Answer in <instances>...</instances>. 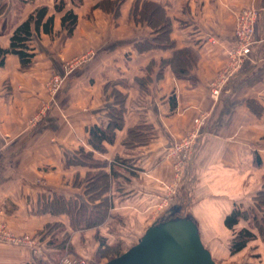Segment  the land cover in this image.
<instances>
[{
  "label": "crops",
  "instance_id": "crops-1",
  "mask_svg": "<svg viewBox=\"0 0 264 264\" xmlns=\"http://www.w3.org/2000/svg\"><path fill=\"white\" fill-rule=\"evenodd\" d=\"M103 1L64 0V10L58 11L57 0H0V50L10 48L16 27L37 8L47 6L55 19L52 32L33 28L30 67L22 68L14 53L0 55V221L17 235L38 238L60 222L71 233L75 252L85 256L84 248L94 244L91 233L86 245L81 230L70 227L68 214L50 212L55 199L90 203L86 183H75L99 168L67 162L83 149L97 161L111 163L120 156L136 167V175L121 169L123 181L113 182L112 212L140 223L142 233L112 230L114 218L101 230L109 245L140 239L158 220L151 212L163 194L159 181L175 175L168 149L206 111L210 118L164 216H191L217 264H264V227L254 225L252 217L234 229L225 222L239 205L255 209L262 224L257 197L264 191V0H145L160 4L170 19L173 47L158 46L154 26L135 17L136 0H124L118 11L100 5ZM246 7L260 11L256 44L239 74L213 98L210 83L228 60L227 48L235 45L236 13ZM69 10L78 16L71 35L62 25ZM88 49H96V56L65 79L57 104L40 125H32L33 116L50 107L51 76L64 74L66 60ZM183 49L197 56L179 75L174 55ZM119 94L123 125L113 142L98 150L90 143V129L108 125ZM139 125L149 128L150 141L128 148L129 130ZM103 169L109 172L110 165ZM139 175L142 185L135 179ZM242 228L256 236L232 254L231 241ZM40 241V254L0 242V264H50L56 250L48 238Z\"/></svg>",
  "mask_w": 264,
  "mask_h": 264
},
{
  "label": "trees",
  "instance_id": "trees-1",
  "mask_svg": "<svg viewBox=\"0 0 264 264\" xmlns=\"http://www.w3.org/2000/svg\"><path fill=\"white\" fill-rule=\"evenodd\" d=\"M124 0H105L100 5L107 6L113 5L117 11ZM64 0H57L56 10H64ZM134 15L138 16L141 20H147L149 24L154 26L156 30V40L158 46L173 47L174 42L170 37L171 21L166 16L164 9L160 4L153 1L136 0L134 4ZM116 11V12H117ZM118 13V12H117ZM54 15H49V8L42 6L37 8L29 17L20 23L12 37L9 49H1L0 55L7 53H14L19 56L22 68H28L32 64V48L30 42L33 37V28L40 32H52L54 27ZM78 16L73 11H67L62 17V25L67 30L68 35H71L77 26ZM176 57V72H184L186 66L190 63V59H195L197 56L190 49L178 50L175 52ZM3 62V60H2ZM185 73V72H184ZM120 101L119 107L113 108L109 112V123L107 126H94L90 129V143L98 150L104 151L105 146L103 142H113L115 137V130L121 128L124 121V97L120 94L117 96ZM145 130V131H144ZM149 128L143 125L136 126L129 130L128 137L125 145L135 147L145 145L150 141L151 133ZM68 164H82L90 167L99 168L98 171L88 172L86 178L81 181V184L86 183V195L90 203H80L78 201L65 202L60 199H55L50 202V212L53 214L66 213L70 218V227L73 231H83L93 227H99L104 224L111 216L114 207L113 195L111 194L113 182L118 177L125 175L120 172L125 169L129 175H136V167L132 165L129 160L123 157H116L111 163L97 161L91 152H86L83 149L77 155L68 158ZM110 165V171H105L107 165ZM258 208L263 212L262 224L258 221V215L255 209L249 211L236 205L233 211L226 217V225L230 229H234L242 218H251L254 225H258L260 229L264 227V191H261L257 197ZM167 219L169 216H164ZM255 234L247 229L242 228L235 232L231 241L230 251L232 254L238 253L243 250L248 243L255 238ZM41 238H48V245L54 248L55 254L50 264H60L62 259L68 254L73 253V246L71 244V233L67 231L65 225L56 222L47 226L46 230L42 231ZM102 246L107 250L119 249V245H108L105 240ZM102 247V248H103ZM120 254V253H119ZM121 255V254H120ZM48 264V263H47Z\"/></svg>",
  "mask_w": 264,
  "mask_h": 264
},
{
  "label": "rangeland",
  "instance_id": "rangeland-1",
  "mask_svg": "<svg viewBox=\"0 0 264 264\" xmlns=\"http://www.w3.org/2000/svg\"><path fill=\"white\" fill-rule=\"evenodd\" d=\"M235 29H236V20H235ZM96 54H97V50L96 49H88L86 52H83L81 54L75 55V56H73V57H71V58L66 60V63L64 64V70H65L64 74L60 75L58 73H54L51 76V78H50V88H51L52 84H54V79H55V77L57 75L60 76V78L62 80H61L60 84L56 85L55 90L52 91L50 89V109L54 105L57 104V98H58V95H59L61 89L63 88L65 79L68 76H70L71 74L75 73L78 69L83 67L85 64L90 62L96 56ZM228 64H229V62L227 60L225 65H223V67H221L219 69L218 74H219V72L225 73L229 69ZM217 81H218V76L216 75L215 78L210 83L211 88L215 84H217ZM211 96H212V90H211ZM213 98H216V97H213ZM39 112H37V113H39ZM36 115L33 116L32 120L35 118ZM46 117H47V114L45 115V117L43 119H41L40 121H37L36 124H34V121H31L30 123H32V125H40ZM209 118H210V113H208L206 111L200 113L197 117H195V119L193 121L192 128L185 135H183L180 138V140H188L189 138H191V137H193L195 135V132L198 133V140H199V138L202 135V133L200 134V129H202V131H203V129L206 127V125L208 123ZM198 119L200 121H198V123H197L196 121ZM199 122L202 123V125H203L202 128H199L202 125L198 127V125L200 124ZM196 142H198V141H196ZM195 147H196V145H195ZM173 167H174V165H173ZM187 167H188V165L185 166V168L183 169L182 173H180V174L177 173V171H176V169L174 167L175 175H174L173 180H171V181H164V180L159 181V185L162 188L163 194L160 197L159 201L154 205V208L152 209V212H151L152 213L151 214V218L152 219H156L157 220V219L163 217L166 214L168 208L171 206V204L173 203L175 197L177 196V194L179 192V188H180V185H181V182L183 180V177H184V174H185V171H186ZM178 175L181 176V177H179ZM116 179L123 181L122 177H118ZM135 179H136V181H137V183L139 185L143 184V181H142V178H141L140 175L138 177H136ZM75 184L76 185H78V184L81 185V182L77 181ZM167 202L169 204L168 207H166V208L163 207L165 205V203H167ZM111 218H114L116 220V222H117L116 225H114L115 228H112V230L113 229H117L119 227L118 229H125V230H132L133 229V230H135L137 232L138 235H140V233H142V229H137L138 228V224H140V223H135V222H132V221L131 222L130 221H125L126 217L123 214H120V213L114 214V212H112V216L104 224L100 225L99 227L89 228L86 231L83 230V231L80 232L81 240H82V242H84V244H86V245H87V243L91 244V241L89 240L90 236H89V234H87L88 232L91 233V237H90L91 240H94L93 246L91 244L90 247H88L89 245H87V247L84 248V250L87 251L86 254H85L86 257L83 256V255L77 254L75 252V248H74V245L72 243L71 244L73 246V253L74 254H71V256L83 258L90 264H91V262H95L96 264H105L110 259L115 258V257L119 256L120 254L124 253L132 245H134V244H136L138 242L139 237H136L131 242L128 241L129 242L128 244L121 245L120 242H117V243H114V244L111 245V246L119 245L120 246L119 249H117V248H116V250L115 249H112V250L105 249L102 246V242H103V240L106 241V237L103 234V232L101 230V227L109 225L110 221H111L110 220ZM144 223L146 224V222H144ZM125 230H123V231H125ZM22 235L23 236H33V235L27 234V233L22 234ZM22 235L20 234L18 236H22ZM33 237L38 242V244H39V242H42V241H40L41 238H38L36 236H33ZM231 264H239V263L236 261V262H233Z\"/></svg>",
  "mask_w": 264,
  "mask_h": 264
},
{
  "label": "built area",
  "instance_id": "built-area-1",
  "mask_svg": "<svg viewBox=\"0 0 264 264\" xmlns=\"http://www.w3.org/2000/svg\"><path fill=\"white\" fill-rule=\"evenodd\" d=\"M260 17L259 9L255 7H246L236 13V29H235V45L227 48V58L229 69L225 73H217L218 81L211 90L212 96L219 98L223 92L230 85L232 79L236 77L239 72L242 70L244 64L251 55L253 48L256 44L255 33ZM60 76H56L54 79V84H52L49 90H55L56 85L61 82ZM50 107H43L39 113L32 120L34 124L37 121H40L45 117ZM199 119L196 121L198 123ZM198 125L201 126L202 123L199 122ZM203 125L199 128H202ZM202 129H200V134ZM198 141V133L195 132V135L188 140H178L173 143L167 151L166 158L171 161L177 171V173H182L186 165H188L193 157L194 148ZM1 153V150H0ZM179 176V175H178ZM181 177V176H179ZM176 189V188H175ZM168 202L165 203L163 207H168ZM0 242L9 243L14 246L20 247H32L35 254L40 253V248L38 242L34 239L33 236H18L8 229L7 225L4 222L0 221ZM60 264H90L85 259L79 257H73L71 254L66 255Z\"/></svg>",
  "mask_w": 264,
  "mask_h": 264
},
{
  "label": "water",
  "instance_id": "water-1",
  "mask_svg": "<svg viewBox=\"0 0 264 264\" xmlns=\"http://www.w3.org/2000/svg\"><path fill=\"white\" fill-rule=\"evenodd\" d=\"M105 264H217L189 215L160 218L139 241Z\"/></svg>",
  "mask_w": 264,
  "mask_h": 264
}]
</instances>
